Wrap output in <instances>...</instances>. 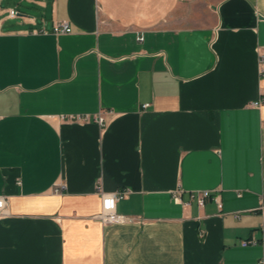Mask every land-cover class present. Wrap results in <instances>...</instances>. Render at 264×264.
Returning <instances> with one entry per match:
<instances>
[{
  "label": "crops",
  "instance_id": "0c3cea01",
  "mask_svg": "<svg viewBox=\"0 0 264 264\" xmlns=\"http://www.w3.org/2000/svg\"><path fill=\"white\" fill-rule=\"evenodd\" d=\"M0 195V264H264V0H0Z\"/></svg>",
  "mask_w": 264,
  "mask_h": 264
},
{
  "label": "built area",
  "instance_id": "2783aa9c",
  "mask_svg": "<svg viewBox=\"0 0 264 264\" xmlns=\"http://www.w3.org/2000/svg\"><path fill=\"white\" fill-rule=\"evenodd\" d=\"M10 16H15L18 14V11L14 8L10 9L9 11ZM72 30L71 26L66 20H59L56 21L53 25V31L55 33H65L70 32ZM143 35L140 34L137 36L138 40H143ZM262 101H254V105H259ZM70 119L73 120H81V121H88L90 119L89 115H69ZM96 121L104 125L105 118L100 113L95 117ZM129 191L127 189H120L114 192H101L102 196V212L98 215L99 218L104 222H115V221H122L125 219V215L120 214L117 212V202L120 198H123L127 195ZM209 196V191L205 190L203 192V196L199 199V203H203L204 198ZM8 208V198L6 195H0V215L5 212ZM263 214H264V205H263ZM249 241H243L244 245L248 244Z\"/></svg>",
  "mask_w": 264,
  "mask_h": 264
}]
</instances>
